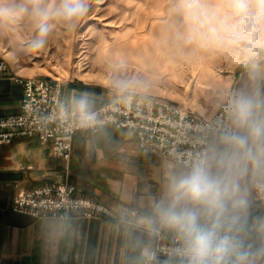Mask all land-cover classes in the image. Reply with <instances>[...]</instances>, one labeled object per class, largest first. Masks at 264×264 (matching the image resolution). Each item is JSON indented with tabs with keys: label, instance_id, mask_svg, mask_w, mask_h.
Returning <instances> with one entry per match:
<instances>
[{
	"label": "crops",
	"instance_id": "0c3cea01",
	"mask_svg": "<svg viewBox=\"0 0 264 264\" xmlns=\"http://www.w3.org/2000/svg\"><path fill=\"white\" fill-rule=\"evenodd\" d=\"M253 65L264 90V51L237 75L229 95L251 85ZM18 77H32L12 65L0 75V117L21 112L24 87ZM68 109L73 97L86 95L89 111L114 101L112 88L80 79L62 82ZM215 115L212 117L214 118ZM210 118V119H212ZM218 140V131L209 143ZM179 164L143 150L136 133L112 126L80 131L69 160L51 154L36 138H16L0 146V264H141L142 249L157 242L155 233L138 223L154 198L163 194L169 174ZM46 183L75 187L76 195L111 209L116 219L83 217L35 219L13 211L14 197ZM253 215H264V203L250 193Z\"/></svg>",
	"mask_w": 264,
	"mask_h": 264
},
{
	"label": "clouds",
	"instance_id": "9594fccd",
	"mask_svg": "<svg viewBox=\"0 0 264 264\" xmlns=\"http://www.w3.org/2000/svg\"><path fill=\"white\" fill-rule=\"evenodd\" d=\"M229 8L250 27L264 25V0H229ZM181 9L209 25L215 17L200 0H181ZM90 11L91 0H0V33L27 24L31 34L26 47L40 51L58 27L76 32ZM258 40L250 46L253 51ZM250 79L249 87L219 99L223 117L217 123L218 140L180 162L163 194L139 214L138 223L147 231L163 228L175 234V252L184 264H264V215L250 212L251 189H264V90L255 65ZM138 84L142 82L124 78L113 86L124 94ZM70 103L82 123L94 121L86 95ZM142 258L152 264L155 253L145 247Z\"/></svg>",
	"mask_w": 264,
	"mask_h": 264
},
{
	"label": "rangeland",
	"instance_id": "374dc122",
	"mask_svg": "<svg viewBox=\"0 0 264 264\" xmlns=\"http://www.w3.org/2000/svg\"><path fill=\"white\" fill-rule=\"evenodd\" d=\"M200 3L215 13L212 25L186 16L181 0H91L80 28L67 33L58 27L40 51L26 47L27 24L0 33V56L22 74L80 79L116 93L118 79L142 82L130 90L181 103L210 119L238 73L264 51V25L253 28L233 15L229 0Z\"/></svg>",
	"mask_w": 264,
	"mask_h": 264
},
{
	"label": "built area",
	"instance_id": "2783aa9c",
	"mask_svg": "<svg viewBox=\"0 0 264 264\" xmlns=\"http://www.w3.org/2000/svg\"><path fill=\"white\" fill-rule=\"evenodd\" d=\"M9 64L0 56V75ZM24 87L21 112L0 117V146L16 138H36L49 144L51 154L69 160L75 135L103 127L131 129L140 147L176 164L187 163L189 157L203 151L210 135L217 131L221 109L207 119L183 104L163 97L129 90L117 93L114 101L91 113L94 121L81 122L79 111L68 109L62 95V82L39 76L18 77ZM254 200L264 203V189L253 187ZM13 211L35 219L83 217L116 219L114 212L96 201L76 195L75 187L46 183L17 194ZM157 242L152 264H184L176 254L179 240L175 235L156 231ZM141 264H144L142 259Z\"/></svg>",
	"mask_w": 264,
	"mask_h": 264
},
{
	"label": "bare ground",
	"instance_id": "6f19581e",
	"mask_svg": "<svg viewBox=\"0 0 264 264\" xmlns=\"http://www.w3.org/2000/svg\"><path fill=\"white\" fill-rule=\"evenodd\" d=\"M79 68L81 69V65H79ZM204 114H206V112H204Z\"/></svg>",
	"mask_w": 264,
	"mask_h": 264
}]
</instances>
